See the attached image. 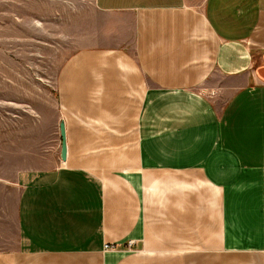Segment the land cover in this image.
<instances>
[{"label":"crops","instance_id":"obj_1","mask_svg":"<svg viewBox=\"0 0 264 264\" xmlns=\"http://www.w3.org/2000/svg\"><path fill=\"white\" fill-rule=\"evenodd\" d=\"M87 1L67 160L0 177V264H264V0Z\"/></svg>","mask_w":264,"mask_h":264},{"label":"rangeland","instance_id":"obj_2","mask_svg":"<svg viewBox=\"0 0 264 264\" xmlns=\"http://www.w3.org/2000/svg\"><path fill=\"white\" fill-rule=\"evenodd\" d=\"M87 0H0V177L56 166V78L80 50ZM136 256L128 264H150ZM173 256V264H179Z\"/></svg>","mask_w":264,"mask_h":264},{"label":"water","instance_id":"obj_3","mask_svg":"<svg viewBox=\"0 0 264 264\" xmlns=\"http://www.w3.org/2000/svg\"><path fill=\"white\" fill-rule=\"evenodd\" d=\"M60 136H61L60 159L62 161H66L67 160V154H68V145H67L66 126H65V122L63 120L60 122Z\"/></svg>","mask_w":264,"mask_h":264},{"label":"built area","instance_id":"obj_4","mask_svg":"<svg viewBox=\"0 0 264 264\" xmlns=\"http://www.w3.org/2000/svg\"><path fill=\"white\" fill-rule=\"evenodd\" d=\"M113 249V246L112 245H105V250H112Z\"/></svg>","mask_w":264,"mask_h":264}]
</instances>
